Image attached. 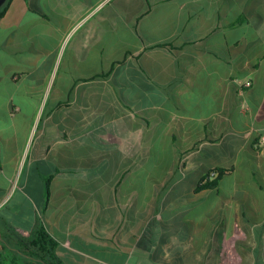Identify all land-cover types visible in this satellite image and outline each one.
<instances>
[{"label": "crops", "instance_id": "obj_1", "mask_svg": "<svg viewBox=\"0 0 264 264\" xmlns=\"http://www.w3.org/2000/svg\"><path fill=\"white\" fill-rule=\"evenodd\" d=\"M4 106L0 249L43 225L63 264L264 259V0H10Z\"/></svg>", "mask_w": 264, "mask_h": 264}, {"label": "trees", "instance_id": "obj_2", "mask_svg": "<svg viewBox=\"0 0 264 264\" xmlns=\"http://www.w3.org/2000/svg\"><path fill=\"white\" fill-rule=\"evenodd\" d=\"M10 0L0 8V17L7 11ZM233 168L216 167L208 171L198 182L195 192L217 188L225 174L230 173ZM50 179L47 180L49 188ZM9 236H4L3 249H0V264H63L58 254V242L51 236L43 225L31 232L29 236L18 234L10 225ZM16 240L13 239V236ZM157 233L154 228L149 227L143 240L149 243L151 250L157 244ZM8 251V253L5 252Z\"/></svg>", "mask_w": 264, "mask_h": 264}, {"label": "rangeland", "instance_id": "obj_3", "mask_svg": "<svg viewBox=\"0 0 264 264\" xmlns=\"http://www.w3.org/2000/svg\"><path fill=\"white\" fill-rule=\"evenodd\" d=\"M6 111H7V107L6 106H4V107H2V108H0V113L3 115V118H4V121L6 122V120H7V115H6ZM217 157H219V156H217ZM225 157H228V159H229V161L231 160V155H229V154H225L224 156H223V158H225ZM212 161H214V160H212ZM214 163V162H213ZM209 163L207 162L206 164H205V166H209L208 165ZM7 168H8V170H9V172L8 173H12V165L11 164H8L7 165ZM201 170H203V169H200V170H198V171H201ZM193 174V173H192ZM193 176L191 175L190 176V178H188V180H186V184L185 185H187V187L185 188V187H183L182 186V184L179 186V187H177V189H181L182 187H183V189L184 190H189L190 189V192H192L193 191V189H192V184H191V178H192ZM184 185V186H185ZM188 192V191H187ZM106 205H109L110 207L108 208V213H110V215H111V217H110V219H107V222L109 223V224H111V227H112V225L113 224H115V223H118V219L116 218V210H115V204H114V202H112V201H110V202H107L106 203ZM125 209H126V212L129 214V216H131V215H133L134 213H136V211H135V207L133 206V204L132 205H130V206H128V207H125ZM107 213V212H106ZM100 225H103L105 222H106V219H100ZM110 227V228H111ZM180 234H181V240H182V242H184V241H186L187 240V235H188V232H187V229H186V227L185 226H183L182 228H181V230H180ZM113 235H115V233H114V231H111L110 232V235H107V238H109V239H111V240H113L114 238H115V236H113ZM114 241V240H113ZM261 251H262V249H258L257 250V253H256V255H257V260H256V262H257V264H264V259H262L261 257H260V253H261Z\"/></svg>", "mask_w": 264, "mask_h": 264}, {"label": "water", "instance_id": "obj_4", "mask_svg": "<svg viewBox=\"0 0 264 264\" xmlns=\"http://www.w3.org/2000/svg\"><path fill=\"white\" fill-rule=\"evenodd\" d=\"M6 2V0H0V8Z\"/></svg>", "mask_w": 264, "mask_h": 264}, {"label": "built area", "instance_id": "obj_5", "mask_svg": "<svg viewBox=\"0 0 264 264\" xmlns=\"http://www.w3.org/2000/svg\"><path fill=\"white\" fill-rule=\"evenodd\" d=\"M248 85H250V82H248Z\"/></svg>", "mask_w": 264, "mask_h": 264}]
</instances>
